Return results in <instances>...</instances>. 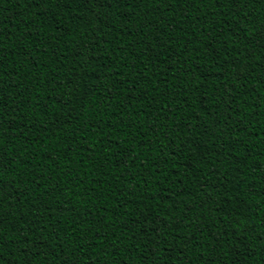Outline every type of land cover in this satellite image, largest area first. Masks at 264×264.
Segmentation results:
<instances>
[{"label": "trees", "instance_id": "obj_1", "mask_svg": "<svg viewBox=\"0 0 264 264\" xmlns=\"http://www.w3.org/2000/svg\"><path fill=\"white\" fill-rule=\"evenodd\" d=\"M155 9L151 10L148 8L143 9L139 13L143 16L147 13L149 17L150 28L144 29L143 40L141 41L137 35L138 27H132V24L139 25L142 23L141 20L132 17V23L130 24L125 20L124 15H120L114 9L104 10L102 16L103 23L95 19V16L100 9H97L93 4L89 3L88 0H69L68 3L63 4L60 8H55L51 4H44L41 7H36L35 4H31L28 0H0V31L5 33L3 38V45L5 51H15V48H10V45L15 44L17 36H23L24 33L31 30L33 33L42 32L37 39V44L41 45L39 52H33L35 59L32 57H21L23 61L20 64L15 65L19 69L18 74L15 75L13 72L12 76L7 77L9 82L15 81L19 83L23 78L27 83L28 87H32L36 84L35 77L32 74L39 76L40 83L37 85L40 100H48V91L53 86L49 83L54 75L57 76V80L61 83L56 86V96L58 98L67 99L69 93H72L73 104L69 105L67 109L62 108L59 104L50 105L52 113L49 123V133L40 134L39 138L33 139L35 133L30 129H24L29 132L27 138L16 139L9 143L7 140V132L5 133L4 148L8 150L10 155L15 157L14 171L6 173L4 175L5 182L10 183L13 187L9 191L14 190V195L7 197L3 204L0 205V216L3 217V223L0 225V232L3 233V239L7 244L2 249L3 260L0 264H27L30 260L31 264H57L55 253H61L60 259L65 258L67 249L62 252V249L56 247L54 240L49 239L47 242L48 251L53 252L46 260L41 255L29 256L20 251H16V245L8 243V239L17 235H25L28 232L29 224L31 223V213L36 211L33 205H36V198L31 196V190L35 188L39 194L44 193V203L46 208L40 210L44 213L42 224L53 227L56 231L60 232V235H64L63 230H68L69 225L72 221L78 218V213L84 212L87 205V201L90 196L99 194L103 197L102 200L95 202L96 208L100 211L96 212L93 210V215H100L106 217V223L108 227L101 234L102 236L108 237V243H115L114 247H108L107 244L101 242L96 244L95 247L89 248L88 244L84 241H80V245L84 248L83 253H77L81 257V264L84 259L91 257L88 260V264H149L153 259L149 255L148 260H144V255L148 254L151 250H145L143 248H135L132 245L136 241L142 242L140 233L136 234V240L130 239L132 235L128 230L133 226L136 219L141 218V212L149 217V221L152 216L158 214V221L162 223H168L171 225L172 217H178L180 213L174 210L173 200H179L175 197V191L183 188L185 193H192L191 196L185 195L183 202L176 205L180 208V212L186 211V207H191L193 212L190 216H197L200 219L204 217L208 218V221L221 217L223 213H213L211 211L213 205L211 203L205 204L203 208L197 207L196 197H200V201L206 200L207 196L205 191L211 192L212 189L200 190V185L205 183L204 174L211 168H217V176L208 183L215 184L217 179L227 177L223 181L224 187H221L213 192V199H219L223 197L225 200L232 199L233 205L236 203L237 196L241 199L246 200L247 211L242 210L240 216L241 224L237 226V230L242 226H248L255 229L257 236L256 240L248 243V247L255 255L250 258L240 257L241 264H252L253 261L256 264H264V240L260 239L261 235H264V173L259 171L258 165L260 162H264V68L259 67V63L264 62V57L260 60H254L253 68L250 71L249 80L247 82V88H241L240 82L237 81V93L247 92V99L241 98L236 101L237 110L242 111L244 116L243 123L238 128H233L232 132L234 135L228 136V143L221 148V140L218 138L220 133L216 132V128L213 126V122L216 119L217 110L213 107L212 101L215 99V93L213 90L217 84L215 82V76H210L208 80H205L204 94L208 97L204 105L196 108H185L182 103V98L186 95L182 93L180 97H175V103L172 104L174 112H168V118L165 119L163 113L159 114L157 118V109L161 106L160 99H154L151 101L155 107L148 108V111L153 113L152 120L156 123L153 125L148 120L142 105L147 104L148 101L142 100L138 97L136 92H131L129 95L134 99L131 100V107L139 110L138 119L145 122V127L148 131L145 136H151L153 139L152 147L156 148L154 143L157 136H159L164 144L169 145L167 153H159L158 151L147 152L146 149L149 147L147 140L141 138L140 144L144 145L141 149L139 145L136 146V151H143L144 155L140 156L136 165L144 164L145 170L139 172L138 167L132 166V173L135 176L131 183L128 182L130 178L124 177V173L118 169L114 170L113 173H109L107 177H101L95 171L92 173H86L78 163H70L73 159L78 160L79 157L76 155V149L65 159H61L59 166L54 164L52 160L48 159V155H54L55 149L64 146L63 143L54 142L52 133H56V136L60 137L61 141L67 143H75L73 137L82 139L84 141V147L89 144H93V152H100L103 145L100 143L101 140H107L104 137L103 132H108V125L112 123H119L120 119L123 118L124 122L127 123L130 119L128 110L124 112L120 111V107H123L129 101L126 99L124 93L128 91V85L125 83L124 87L121 88L119 96L111 101L105 100L104 90L100 92L88 91L97 87V77L108 74V69L103 67L105 63L112 60L114 56H119V59L113 68L121 67L123 61L132 63L135 60V56L140 55V50L147 55H155L159 53L160 48L156 47L157 44L164 45L167 41L168 49L165 50L158 59L149 63L146 58H142L140 67H147V80L141 81L138 87L140 91L147 92L149 96L154 95L158 90L165 87L166 84H171L172 92H175V85L179 81L175 80L174 77L181 75L182 70L180 64L176 62L177 57L181 55V48L186 46L188 56L196 55V41L197 38L203 39L205 33L200 30L199 23H190L186 17L195 19L200 13H205L211 9L209 4L207 7L199 5L198 11L196 7L192 8V12H189V5L185 3H173L165 8L164 5H153ZM183 7L184 12H180L179 9ZM41 9L47 12V17L43 14L37 17V13H41ZM252 13L260 18H264V4L257 3L252 6ZM127 14L125 10V15ZM195 14V15H193ZM166 16V18H162ZM37 18L42 22L36 23ZM57 21L59 23H57ZM147 22V21H146ZM171 22V27H169ZM125 24L131 28V35H129L128 29L125 28ZM183 26L185 31L181 33L180 26ZM196 29V36L191 35V29ZM208 28L207 25H204ZM251 28V25H249ZM97 29V31H93ZM59 31V37L54 40H47L45 37H54ZM210 31V29H209ZM91 33V36L89 35ZM228 35V34H225ZM211 39V37H209ZM189 40L192 41L189 44ZM85 41L88 44H95L96 51L92 54V58L76 56L78 48L83 49L85 52L88 49L85 47ZM107 41V43H106ZM29 45L26 50H32L34 45L29 41H24ZM208 43L207 40L204 41ZM221 43H225L221 40ZM44 46H47L48 52H44ZM217 52L223 56L224 49L219 45H215ZM135 48V55L129 53ZM151 48L152 52L149 53L148 49ZM123 49V50H122ZM208 50L201 46L198 49L199 54L205 57V61L200 62V66L211 67L213 61L207 59L206 52ZM61 54L67 56V60L61 59ZM255 55L260 56L259 50H255ZM100 57H103L102 59ZM167 57V59L165 58ZM16 57L13 56L12 60H6V64L9 66V70L13 67L12 61ZM157 69H162L167 73L166 76H155L154 73ZM125 75H128L129 79H133V76L128 74V70L124 69ZM121 80L124 77H120ZM78 82L85 87L78 91H73V83ZM111 83V78L104 81L105 86ZM223 87V85H220ZM255 90V94L250 91ZM21 90H24V85L21 84ZM81 92H85L86 95L81 96ZM189 102H191V99ZM117 101L120 102L118 106ZM35 103V100L33 101ZM103 104V109L101 105ZM84 105L82 108L81 106ZM243 106L240 108L239 106ZM27 111L14 114L11 110L6 114L7 119L10 122H14L19 128L21 125L22 117L27 118L31 115L32 104L26 106ZM74 109V111H72ZM179 109V111H175ZM206 110H211L213 115L209 118L204 114ZM71 111L73 118L76 117L77 113L82 112V123L78 127L72 128V126H64L68 129L67 135L61 132L60 126L56 125L54 121L59 117L63 120V113ZM165 112L168 110L165 109ZM98 113L99 115H95ZM257 113H259L257 115ZM192 116H199L200 121L205 123L208 129V135H202L205 131L204 128L194 130L193 133L184 135V129L187 126H191L194 122L190 119ZM37 118H40V110H37ZM222 119V117H221ZM233 119H236L235 111L233 112ZM30 122V121H28ZM96 124V128H92L91 124ZM179 124V128L177 127ZM230 123V122H229ZM167 125L165 128L164 125ZM7 128V125L5 126ZM219 127L223 128L221 124ZM81 129H86L81 133ZM103 129V132L100 131ZM179 132V136L177 135ZM17 132H13V135H17ZM126 135V130L121 129L119 132V138ZM223 135H228L227 129ZM31 139L32 143L28 144L27 141ZM195 143H200L201 148L205 151V156H199L197 149H195ZM237 145L236 148L232 147V144ZM27 144L24 149V153L20 152V149ZM191 145V147L189 146ZM211 146V147H209ZM37 149L39 154H37ZM177 155L173 156L172 152ZM30 152L31 156H35V159H28V163L25 166L22 161L25 156ZM219 153V155H217ZM84 156V164L88 165L89 160L87 159L88 154L82 152ZM103 155V153H101ZM129 158L132 153H129ZM160 156H165L168 163L166 165L160 163ZM247 157V159H246ZM37 163V168L32 169V164ZM148 165H158L160 168H167L172 175L178 174L183 180V183L173 184L172 176L169 181L161 184L158 183L151 173L147 171ZM190 165V167L188 166ZM239 168V171L234 169ZM48 172H51L50 180H38V184L42 187H37L29 183L33 174L37 177L46 176ZM68 173V175H65ZM95 176L97 181L101 179L105 180L104 184L99 182L93 184L92 177ZM148 180V185H144V180ZM83 180V184L79 188L76 187V183ZM57 181L60 182V187L63 189L52 192L51 196L48 192L51 190L52 185ZM118 181H121L118 183ZM231 181V183L229 182ZM139 187H134L136 185ZM167 184L168 195L173 200L162 199L165 195L162 189ZM112 185L113 187H109ZM95 188V192H90L89 189ZM128 189V191H124ZM227 189V190H225ZM22 193H28L26 197L21 195ZM75 193V194H73ZM219 193V195H217ZM155 194V199H152ZM19 197V199H17ZM71 199L72 204L66 205V201ZM127 201V203H125ZM65 206L71 208L75 206V212H65L61 209ZM104 208L108 211L105 213ZM47 209H50L49 212ZM226 211V210H225ZM127 213L128 215H125ZM151 213V215H150ZM20 216H24L28 223L24 220H18ZM115 221V224H113ZM75 227L74 224H72ZM23 229V231H21ZM191 233L192 230H186ZM44 228L41 227L36 235H46ZM184 234V232H181ZM169 244L173 243L172 236L168 237ZM75 243V241L73 242ZM203 247L195 249L194 251L188 252V257L194 264H201L198 259L199 254L207 252L205 259L207 261L215 260L217 264L224 261V264H229V261L233 259L231 249L228 245H225L223 252L225 255H220L213 252L208 244L204 241L200 242ZM119 251L116 255L110 253ZM184 247L183 244L180 245ZM163 250V248H162ZM35 251V249H33ZM40 253H43L45 249H39ZM180 249L178 248L176 253H166L165 255H178ZM243 251V246H241ZM160 253H157L156 264H185L182 260L171 261L167 259H160ZM131 256V260L129 257Z\"/></svg>", "mask_w": 264, "mask_h": 264}, {"label": "snow or ice", "instance_id": "obj_2", "mask_svg": "<svg viewBox=\"0 0 264 264\" xmlns=\"http://www.w3.org/2000/svg\"><path fill=\"white\" fill-rule=\"evenodd\" d=\"M29 3L35 4L36 7H41L44 4H51L55 8H60L63 4L69 2V0H28ZM75 2V0H73ZM89 3L93 4V6L101 11L98 12L95 16L96 20H99L103 23L102 16L104 15V10L106 9H114L120 15H124L125 20H127L130 24L132 23V17H135L138 20H141L142 23L139 25L132 24V27H138L139 31L137 33L139 39L142 41L144 36V29L150 28V21L147 13L143 16H140L139 13L143 11V9H155L153 5H164L167 8L169 5L175 3H185L189 5V12H192V8L196 7L198 11L199 5H204L207 7L209 4L211 5V9L205 13H200L198 16H195V19H191L186 17L190 23H199L200 30L202 33H205L203 39L197 38L196 41V55L188 56L186 51V46L181 48V55L177 57L176 62L180 64V69L182 70L181 75L175 76L174 79L179 81L174 87L175 92H172V85L166 84L164 88L158 90L154 95L149 96L147 92L140 91L138 85H140L141 81L147 80V67H140V61L142 58H146L149 63H152L154 60L158 59L160 55L163 54L165 50L168 49L167 41L164 45L157 44L156 47L160 48V52L155 55H147L143 49L140 50V55L135 56V60L132 63L127 61L122 62L121 67L113 68L112 65L117 62L119 56H114L112 60L108 63H105L103 67L108 69V74L104 76L97 77L96 83L97 87L94 89H89L88 91L100 92L101 89L104 90L105 100L111 101L115 99L116 96L120 95L121 88L124 87L125 83L128 85V91L124 93L126 99H128V103L123 107H120V111L124 112L125 109L128 110V115L130 119L127 123L124 122V119L121 118L119 123H112L108 125L109 131L103 132V129L100 131L103 132L104 137L107 140H101L100 143L103 147L100 149V152H93V144H89L87 147H84V141L82 139H77L73 137L75 143H67L66 141H61L60 137L56 136V133H52V137H54V142L63 143L64 146L58 149H55L54 155H48V159L52 160L54 164L59 166V162L61 159H65L69 156L70 153L73 152V149H76V155L79 157L78 160L73 159L69 161L70 163H78L83 169L86 170V173H92L95 171L101 177H107L109 173L114 174V170L118 169L120 172L124 173V177L121 178H130L128 182L131 183V180L135 179V176L132 173V166L138 167L139 172H143L145 170V165L140 164L136 165L137 159L144 155L143 151H136V146L139 145L141 149L144 148L143 144L139 143L141 138L146 139L149 147L146 149L147 152L158 151L159 153H167L169 150V145L164 144L159 136L156 137L154 143L156 148L152 147L153 139L151 136H145V133L148 129L145 127V122L140 121L138 119L139 110L133 109L131 107V100L134 99L130 97L131 92H136L138 97L142 100L148 101L147 104L142 105V110L147 116L148 120L151 121V124H155L156 121L152 120L153 113L148 111V108L155 107L152 105L151 101L154 99H160L161 106L157 109V118H159V114L163 113L165 119L168 118V112H174L172 108V104L175 103V97H180L182 93L186 95L182 98V103L185 105V108H196L198 106H202L207 101L208 97L204 94L202 89H205V80H208L210 76H215V82L217 84L216 88L213 92L216 94L213 103V107L217 110L216 119L213 122V126L216 128V132L220 133L219 139L221 140V148L224 147L225 144L228 143V136L234 135L232 132L233 128H238L242 123L244 116L242 111L237 110L236 101L244 98L247 99V92L237 93V81L240 82L241 88H247V82L249 80L250 71L254 70L253 61L260 60L261 57H264V18H260L255 16L252 13V6L257 3L264 4V0H88ZM125 10L127 14L125 15ZM180 12H184V8L181 7L179 9ZM43 14L47 17V12H44L41 9V13H37V17ZM195 15V14H193ZM166 18V16L162 17ZM147 21V22H146ZM36 23L42 22L37 18ZM57 23H59L57 21ZM204 25H207L208 28H205ZM251 25V28H249ZM43 26V25H42ZM169 27H171V22H169ZM125 28L128 29L129 35H131V28L128 27V24H125ZM181 33L185 31L183 26H180ZM210 29V31H209ZM93 31H97V29H93ZM228 34V35H225ZM41 35H44L42 32L33 33L31 30L27 31L23 34V36H17L15 39V44L10 45V48H15V51H5L3 45V38L5 33L0 31V205L3 204L4 200L7 197L14 195V190L9 191L13 186L5 182L4 175L6 173H11L14 171V167H10L14 165L15 157L11 156L8 150L4 148L5 142V133L7 132V140L9 143L13 142L16 139L27 138L29 136V132L24 131V129H30L35 133V138H39L40 134H48L49 133V123L48 121L51 119V107L52 104H59L62 108L67 109L69 105L73 104V100L71 98L72 93L70 92L67 99L58 98L56 96V86L61 82L57 80V76L54 75L49 81L51 85H53L47 95V101H41L39 98V92L37 85L40 83L39 76L36 74H32L35 77L36 84H33L32 87H28L27 83L22 78L19 83L12 81L9 82L7 77L12 76L13 72L15 75L18 74L19 69L15 67V65L22 63L21 57H32L34 60L35 57L33 52H39L41 45L37 44V39ZM91 36V33H89ZM191 35L196 36V29L193 27L191 29ZM59 37V31H57L56 36L54 37H45L47 40H54ZM211 37V39H209ZM207 40L208 43L205 44L204 41ZM221 40H224L225 43H221ZM24 41H29L34 45L32 50H28L29 45L24 43ZM107 43V41H106ZM192 43L191 40L188 42ZM215 45H219L224 49L223 56L219 52ZM204 46L208 51L206 52L207 59H211L213 64L211 67H203L200 66L201 61H205V57H202L198 49ZM85 47L88 49L85 52L83 49L78 48L75 53L76 56L87 57L88 59L92 58V54L96 51L95 44H88L85 41ZM259 50L260 56L255 55V50ZM123 50V49H122ZM149 53L152 52V49H148ZM44 52L47 53V46H44ZM130 55H135V48L133 51L129 53ZM13 56L16 57L15 60L12 61L13 67L9 70V66L6 64V60H12ZM101 59L103 57H100ZM167 59V57H165ZM61 59L66 61L67 56L61 54ZM259 67L264 68V62L259 63ZM124 69L128 70V74L133 76V79H129L128 75H125ZM155 76H166L167 73L162 69H157L154 73ZM120 77H124L123 80ZM111 78V83L105 86L104 81ZM73 83V91H78L79 89L85 87V85H81L78 82ZM21 84L24 85V90H21ZM223 85L221 87L220 85ZM255 94L254 89H250ZM83 97L86 95L85 92L80 93ZM191 102H189V99ZM35 100V103L33 101ZM32 104L31 115L27 118L22 117L21 125L18 128L14 122H10L7 119L6 114L11 110L14 114H20L28 109L27 105ZM118 106L120 102L117 101ZM82 108L84 105L81 106ZM103 109V104L100 106ZM242 108L243 106H239ZM40 110V118H37V110ZM168 111L165 112L164 110ZM74 111V109H72ZM175 111H179L176 109ZM235 111L236 119H233V112ZM95 115H99L98 113H94ZM209 118L213 115L211 110H206L204 112ZM259 113H257L258 115ZM222 117V119H221ZM82 112L77 113L76 117L73 118L71 115V111L63 113V120L59 117L54 121V123L60 126L61 132H64L67 135L68 129L64 126H72V128H76L82 123ZM192 121H194L191 126H187L184 131V135L186 136L188 133H193L195 136L194 130H199L200 128H204L205 131L202 135H208V129L205 123L199 122V116L190 117ZM30 121V122H28ZM230 122V123H229ZM223 124L224 127L221 128L219 125ZM7 125V128L5 127ZM92 128H96V124H91ZM166 128L167 125L165 124ZM177 127L179 128V124L177 123ZM121 129L126 130V135L119 138V132ZM227 129L228 135H223L225 130ZM86 129H81V133ZM17 132V135H13V132ZM179 136V132H177ZM28 144L32 143V140L29 139L27 141ZM191 147V145H189ZM27 147L25 144L20 152L23 154L24 149ZM211 147V146H209ZM233 148H236L237 145L235 143L232 144ZM195 149L199 150V156H205V151L201 148L200 143H195ZM82 152H86L88 154L87 159L89 160V164H84V156ZM103 153V155H101ZM129 153H132L129 158ZM37 154H39V150L37 149ZM172 155H177L174 151ZM219 155V153H217ZM35 159V156H31L30 152L25 156L22 163L25 166L28 163V159ZM247 159V157H246ZM160 163L166 165L168 163L167 158L165 156H160ZM190 167V165H188ZM32 169L37 168V163L32 164ZM259 171L264 173V162H260L258 165ZM235 171H239V168L234 169ZM147 171L152 174L153 179H155L158 183H165L169 181L170 176H172V183H183V180L179 177L178 174L172 175L168 169L160 168L158 165H148ZM218 169L211 168L204 174L205 183L200 185V190H207L209 188L212 189L211 192L205 191V195L207 196L206 200L200 201V197H196L197 207L203 208L205 204L211 203L213 205L211 211L213 213H223L221 217H217L211 222L208 221L207 217L204 219H200L197 216H190L189 214L193 212L191 207H186V211L180 212V208L176 207L177 204L183 202V197L185 195L191 196L192 193H185L183 188L175 191V197L179 198V200H173L171 196L168 195V187L165 184V187L162 189L164 192V196L162 199L173 200L174 210L180 215L178 217H172L171 225L168 223H162L158 221V214L152 216V219L149 221V217L144 215L141 212V218H138L134 221L133 226L129 228V232L132 235L129 237L130 239L136 240V234L140 233L142 237L141 241H136L132 246L135 248H143L146 251L151 250L148 254L144 255L143 259L148 260L149 255L153 257V259L149 262V264H156V256L157 253H160V259H167L169 262L182 260L185 264H194V261L189 259L188 252L194 251L200 247H203L201 241H204L208 244L213 252H216L220 255H225L223 249L225 245H228L231 249L233 259L229 261V264H241L240 257L250 258L255 255L251 251V248L248 247L247 242H251L257 239L255 234V229L250 228L248 226H242L237 230V226L241 224L240 216L242 215V210L247 211L246 208V200L239 198L237 196L236 203L233 205L232 199L225 200L222 196L219 199H213V192H216L217 189L224 187L223 181L227 179V177H222L216 180L215 184L208 183L207 181H212L217 176ZM68 175V173H65ZM50 180L51 172H48L46 176L37 177L35 174L32 175L29 183L31 185H35L37 187H42V185L38 184V180ZM101 183L104 184L105 180L101 179L100 181L96 180V177H92V183ZM121 181H118L120 183ZM231 183V181H229ZM83 180H80L76 183V187L79 188L81 184H83ZM144 185H148V180H144ZM109 187H113L109 185ZM134 187H139L137 184ZM63 189L60 187V182L57 181L52 185L51 190L48 192V195L51 196L52 192ZM227 190V189H225ZM90 192H95V188L89 189ZM124 191H128V189H124ZM75 194V193H73ZM21 195L28 196V193H22ZM219 195V193H217ZM31 196L36 198V205L33 207L36 208V211L31 213V223L29 224L28 232L21 236L17 235L8 239V243H13L16 245V251H20L25 253L26 255H41L44 260H46L50 255H53V252L48 251L47 242L49 239H52L56 243V247L62 249L64 252L65 249L68 251L65 253V258L63 260L60 259L61 253H55L57 259V264H81V257L77 255V253H83L84 248L80 245V241H84L88 244L89 248H93L98 243H105L108 247H114L115 243H108L109 238L102 236L101 234L108 227L106 221V217H102L100 215H93V210L99 212L100 209L96 208L95 202L98 200H102L103 197L99 194H94L90 196L89 200L86 202L87 205H91L90 207H86L84 212L78 213V218L72 221V224L69 225L68 230H63L64 235L61 236L60 232L56 231L55 228L49 227L42 224V220L44 218V213L40 210L41 208H46L44 203V193H37L35 188L31 190ZM19 199V197H17ZM152 199H155V194H153ZM127 203V201L125 202ZM71 199L66 201V205H71ZM49 212L50 209H47ZM65 212H75V206L71 208L65 206L61 209ZM226 210V211H225ZM108 211L107 208H104V212ZM128 215L127 213H124ZM151 215V213H150ZM18 220H24L25 223H28V220H25L24 216H20ZM3 223V217L0 216V225ZM115 224V221H113ZM43 227L44 231L47 233L46 235L38 236L36 235L37 231ZM192 230L191 233H188L186 230ZM23 231V229H21ZM184 232V234H181ZM172 236L173 243L169 244L168 237ZM261 240H264V235L260 236ZM75 241V243H73ZM183 244L184 247L181 248L180 245ZM7 244L3 239V233L0 232V261L3 260V251L2 249L6 247ZM241 246H243V251H241ZM45 249L43 253H40L39 249ZM163 248V250H162ZM180 249L178 255H168L166 253H176L177 249ZM35 249V251H33ZM119 251V248H116V251L110 253L111 255H116ZM207 252L203 254H199L198 259L201 264H217L215 260L207 261L205 259ZM91 257L84 259L83 264H88V260ZM131 260V256L129 257ZM27 264H31L29 260ZM39 264V262H38ZM127 264V262H124ZM220 264H224V261H221ZM252 264H256L255 261Z\"/></svg>", "mask_w": 264, "mask_h": 264}]
</instances>
